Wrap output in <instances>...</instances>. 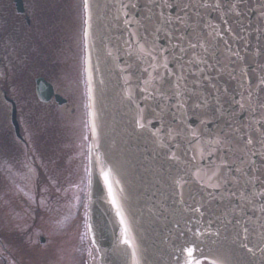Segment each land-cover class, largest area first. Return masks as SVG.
<instances>
[{"label":"water","instance_id":"1","mask_svg":"<svg viewBox=\"0 0 264 264\" xmlns=\"http://www.w3.org/2000/svg\"><path fill=\"white\" fill-rule=\"evenodd\" d=\"M84 46L100 264H132L125 227L139 264H185V247L194 262L264 264V0H89ZM36 94L66 102L42 77ZM12 122L18 134L14 108Z\"/></svg>","mask_w":264,"mask_h":264},{"label":"flooded vegetation","instance_id":"2","mask_svg":"<svg viewBox=\"0 0 264 264\" xmlns=\"http://www.w3.org/2000/svg\"><path fill=\"white\" fill-rule=\"evenodd\" d=\"M35 1L23 0L24 13H19L16 10L15 0H0L1 28H8L7 16L17 17V25L21 29L22 16L46 12V10L37 9ZM49 5L55 7L54 1ZM60 19L63 22L62 14ZM50 28V34L46 36L51 39L53 58L47 67L48 76L52 79L55 92L71 93L75 87L79 88L81 83V49H77L79 39L78 41L75 39L76 30L72 33L73 35L68 30L69 43H67L62 23L59 24L60 29L56 30L57 32L53 25ZM12 38V33L4 37L6 49L8 47L6 41ZM69 44L71 46L68 47ZM63 55L67 58V62L64 63L67 67L61 71L59 58H64ZM12 56L15 66H19L21 61L19 53H14ZM12 56L4 59V83L0 86L1 127H4L8 109L10 111L11 108L5 96L14 101L17 112L20 113L22 110V85L17 84V81H21L19 71L15 69L14 92L9 89L12 82L6 83L11 73L9 62ZM21 137L19 139L14 135L11 136L21 150V152H14L16 157L20 155V166L7 167L6 156L3 162H0L3 164L0 168V264H38L39 261L43 264L51 258L64 261L67 255L72 256L74 264H98L97 252L90 240L84 193L86 189L83 187L82 190L80 162L71 158V162L74 161L76 165L78 178L73 184L65 183L63 178L69 173H63L66 169L56 170L53 167L54 143L48 139L41 143L38 136L21 135ZM15 146L10 147L8 139L0 138L1 153H5L7 149L15 151L17 149ZM40 150L46 153V157L41 158L45 165L42 167L38 165L35 158ZM69 159L65 158V160ZM14 164L17 165V162ZM7 169L14 173L13 176L11 174V178L7 174ZM55 181H57L56 184Z\"/></svg>","mask_w":264,"mask_h":264},{"label":"rangeland","instance_id":"3","mask_svg":"<svg viewBox=\"0 0 264 264\" xmlns=\"http://www.w3.org/2000/svg\"><path fill=\"white\" fill-rule=\"evenodd\" d=\"M65 3L70 5V9L68 11H65L64 19H63V27L65 30V38H67L69 43V36H68V30L72 33L75 32V39L78 41V48L77 46L75 48L80 49L81 47V37H82V32H83V21H84V9H83V0H65ZM73 35V34H72ZM71 46L70 44L68 47ZM64 56V55H63ZM60 60V66L62 67L61 71L64 70L67 66L64 64L67 62V58L64 56L59 58ZM58 92V91H56ZM60 93V92H58ZM65 98H67L68 102L63 104V105H55V109L53 110V114L56 113L61 116L60 120L58 121V117L56 114L53 116V121L54 123H58L59 128L57 129L56 134L54 132L52 133L53 135H50L49 132H46V135H41V134H36L39 137H43L44 140L46 139H52L57 137L63 138L64 141L69 142L70 144L68 145L65 144L64 146L59 147L57 142L55 143V153H54V159L55 162L53 163V167L58 170L60 169H66L63 171V173L68 174L63 178V182L73 184L78 176L76 174V165H74V161H68L66 166H63L64 164V159L63 157L65 155L71 156L73 158H80V173H81V184H82V190L83 187H85L86 184V190L88 191V169H89V164H88V150H89V143H88V119H87V92H86V86L84 84L83 91L81 92V88L75 87L74 91L69 93L68 91H63L62 93ZM84 97V98H83ZM81 105H82V113H81ZM47 110H50V107H47ZM22 112V110H21ZM20 112V113H21ZM23 112L29 114V123L27 125V122H22L24 125L25 129V134L27 137L32 136V131L34 128L37 127L39 121L38 118L41 116V109L39 111L37 109H33L32 107H27L23 109ZM52 113V112H51ZM86 115V117L84 116ZM21 115V114H20ZM34 115V116H33ZM84 116V121H83V116ZM57 118V119H56ZM33 123V125H32ZM32 125V128H31ZM23 132V129H22ZM35 135V134H34ZM59 135V136H58ZM0 136H4L2 131L0 130ZM68 136H70V139H68ZM52 137V138H51ZM30 141V140H29ZM40 141H42L40 139ZM76 142V143H75ZM77 142H81L82 145L78 149V144ZM20 149L16 150L19 152ZM73 151L76 152V157H74L72 154ZM21 152V150H20ZM1 156V154H0ZM12 156V155H11ZM9 159H12L8 157ZM72 160V159H71ZM14 161V159H13ZM40 162V161H38ZM77 163V162H76ZM3 166V164H0V167ZM14 166L12 161H8L7 167ZM78 166V163H77ZM13 168V167H11ZM8 170V171H7ZM7 174L11 178V174L13 176V172L10 169H7ZM57 174V171L55 175ZM87 178V180H86ZM83 180V181H82ZM57 181H55V184ZM86 195H87V191ZM84 192V193H85ZM40 264V261L38 262ZM43 264H74L73 258L71 255H67L64 259V261H61L60 259H55L51 258L46 260ZM209 264V263H206Z\"/></svg>","mask_w":264,"mask_h":264},{"label":"trees","instance_id":"4","mask_svg":"<svg viewBox=\"0 0 264 264\" xmlns=\"http://www.w3.org/2000/svg\"><path fill=\"white\" fill-rule=\"evenodd\" d=\"M38 6L41 10L46 11L52 8L47 4L46 0H40ZM53 8V12L55 14H45V12L36 14V19L33 21L31 26H27L22 23L21 29L18 28L16 17H7V22L9 25L8 28L3 29L0 26V70L4 71V66H2V64L6 52L8 54L10 52H12V54L19 53L21 58V61H19V66H15L13 56L12 60L9 62V67L11 69L9 79L13 77V83L11 86L12 90H15V69L19 71V77H21V81H17V84L22 85V90L24 95H26L27 99L29 100V103H31L32 100L30 97V92H28L30 89V84L33 82L35 76L39 74H46L49 54L51 53L52 55L51 39L50 37L48 39L46 34H50L51 25H53L55 31H59L60 29V14L58 15L57 13L58 7L55 5ZM58 11L60 10L58 9ZM6 33L13 34V38L10 41H6L8 44V50L6 49L4 41V37L7 35Z\"/></svg>","mask_w":264,"mask_h":264},{"label":"snow or ice","instance_id":"5","mask_svg":"<svg viewBox=\"0 0 264 264\" xmlns=\"http://www.w3.org/2000/svg\"><path fill=\"white\" fill-rule=\"evenodd\" d=\"M165 6H167V0H165ZM83 7L85 9V11L88 10L89 8V0H83ZM125 7H127V5H125ZM132 7H135V5H132ZM125 15H127V13H125ZM166 22H170V19H167L165 18ZM87 23V21H86ZM126 24L128 23H131L130 21H125ZM87 34V33H86ZM133 35H135V33H133ZM193 48L196 47L195 44L191 45ZM202 46V45H201ZM143 48L144 46L141 45V50L143 51ZM151 55V53H149ZM161 55H163V53H161ZM153 59H155V56L153 55L152 56ZM167 66V60H165V67ZM145 71H147V69H145ZM176 97L177 99L179 100V97H180V92H179V81H177V90H176ZM147 98V97H146ZM183 103H179L177 105L178 108H183ZM241 108L244 107L243 104L240 105ZM197 107H199V105H197ZM141 113H142V110H141ZM137 126L141 129L145 128L146 125L141 122V120H137ZM95 130V126L93 125V131ZM171 134V133H170ZM192 136L193 138L196 140V141H199L200 137L195 133L193 132L192 133ZM191 142V141H190ZM217 143L219 144L220 141L217 140ZM253 143V141L251 139H248L247 140V144L248 145H251ZM262 143H264V141H262ZM253 155H255V153H253ZM173 159H175V156L173 155L172 157ZM195 175L197 177L200 176V173L199 171H197L195 173ZM217 176V173L215 171H213L212 175L211 176H208V179L211 181L214 177ZM105 182L107 183L108 182V177L107 175H105ZM178 186L182 187L183 185L180 184L179 181L176 182ZM209 186H215V187H219V184H216V185H211L209 184ZM261 195H264V192H261L260 193ZM109 195L111 196L112 195V189H111V185H109ZM117 202L115 201V199H113V204H116ZM196 211H199V208L195 209ZM264 210V209H262ZM118 215H121L120 211H119V208H118ZM121 223L124 224L125 221L123 220V218L121 219ZM248 228L247 227H243L242 228V234H243V237L245 240L248 239ZM197 235H199V233H197ZM238 235H240L238 233ZM122 236H123V239L121 240V243L126 245L129 249H131V261H132V264H139V259H138V255H139V246L136 244L135 242V239L131 236V230L128 228V227H125L124 228V231L122 232ZM244 248L247 249V251L249 253H252L253 252V249L251 247L248 246L247 243H244L242 245ZM195 248L194 247H185L182 251L184 252L185 254V264H199V261H195L194 262V252H195ZM262 251H264V248L261 249Z\"/></svg>","mask_w":264,"mask_h":264}]
</instances>
